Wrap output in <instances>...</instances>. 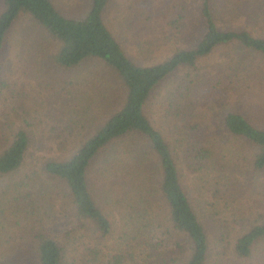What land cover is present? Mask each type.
Wrapping results in <instances>:
<instances>
[{"label":"trees","instance_id":"obj_1","mask_svg":"<svg viewBox=\"0 0 264 264\" xmlns=\"http://www.w3.org/2000/svg\"><path fill=\"white\" fill-rule=\"evenodd\" d=\"M108 1L88 0L80 15L70 16L60 13L50 0H0V50L13 23L21 14L26 15L50 40L52 48L47 57L53 65L67 70L85 61L96 63L117 94L110 108L101 101L95 103L98 119L68 153L61 158L44 157L38 171L30 169L28 179L36 181L38 174L44 176L45 189L34 184L36 189L18 194L19 190L10 199L13 203L20 200L16 202L20 205L26 200L22 206L29 205L33 214L37 206H32L30 196L37 195L36 190L43 195L52 188L59 189L68 200L65 217L73 224L71 228L57 235L45 231L42 224L26 226V221L22 235L29 240L38 264H205L208 235L188 199L175 159V151L185 139V144L187 139L191 143L184 147L188 160L181 164L190 173L205 171V161L211 155L198 128L189 120L199 101L188 90L193 80H176L156 103L161 122L165 127L168 124L174 136L172 144L166 141L165 130L148 119L144 108L158 87H166L172 73L181 68L194 71L198 60L216 48L235 44L264 58V33L246 24L218 28L209 0H199L203 33L195 43L173 50L159 62L137 64L126 56L102 20ZM239 1L226 0V4L237 10ZM247 1L252 4L250 8L257 3ZM258 3L263 4L264 11V0ZM227 70L228 65L218 74L225 76ZM230 79L227 74L226 80L217 77L214 82L229 85ZM68 102L62 99L54 108L59 106L61 113L67 114ZM82 110L78 109L80 113ZM220 121L229 135L251 144L248 164L250 176L256 180L254 177L264 173V128L229 110ZM9 138L0 148V176L11 174L30 156L23 128L13 130ZM259 184L264 190V184ZM111 213L119 215L118 228L111 221ZM180 235L185 242L177 241ZM94 236L109 239L104 244L105 253L90 245ZM166 238L173 251L166 252L163 247ZM263 239L261 212L230 242V264H264Z\"/></svg>","mask_w":264,"mask_h":264},{"label":"rangeland","instance_id":"obj_2","mask_svg":"<svg viewBox=\"0 0 264 264\" xmlns=\"http://www.w3.org/2000/svg\"><path fill=\"white\" fill-rule=\"evenodd\" d=\"M50 1L60 13L70 16L80 15L88 3V0ZM253 1L257 3L250 8L252 4L240 0L234 10L226 0H209L217 27L246 24L264 33L263 4ZM199 8V0H109L102 20L131 61L151 64L163 60L177 48L195 43L203 33ZM51 48L42 29L21 14L6 34L0 50V148L8 144L10 133L21 127L26 131L27 153L31 156L11 174L0 176L3 213L0 212V264H38L29 240L22 235L26 221L29 222L26 226L42 224L45 231L57 235L71 228L73 224L65 217L68 200L61 190L58 193L59 189L52 188L43 195L41 190H36L39 193L30 196L34 199L32 206H37L33 214L29 213V205L22 206L26 200L20 205L16 203L20 200L13 203L10 199L19 190L18 194L31 192L36 185L45 189L44 176L38 174L36 181L28 179L30 169L39 167L44 157L61 158L68 153L98 119L95 103L101 101L110 108L117 95L98 64L85 61L75 68L59 69L47 57ZM227 65L231 83L227 85L225 81L218 85L214 80L217 77L226 80L227 74L218 73ZM180 78L193 80L188 90L199 101L189 120L198 128L211 153L205 161V171L190 173L181 162L188 160L184 147H189L187 143L191 140L187 139L186 144V139L183 140L185 145L181 141L182 146L175 151L180 179L208 235L205 264H230L233 237L246 223L256 219L258 213L264 212V190L259 184H264V173L254 177L256 180L251 178L248 164L251 144L229 135L220 119L225 111H235L254 126L264 128V58L230 44L201 57L194 71L181 68L172 73L166 79V87H158L144 108L148 119L165 130L168 144L173 143L174 136L168 124L165 127L161 122L156 103L163 90ZM62 99L69 101L67 114L61 113L63 108L59 106L54 108ZM32 160H36L33 165ZM9 210H13L11 214ZM111 215V221L118 228L119 215ZM221 233L224 240L219 243ZM108 240L96 236L90 245L105 253L104 244ZM177 241L182 243L185 239L180 235ZM170 244L166 238L163 244L166 252L174 250Z\"/></svg>","mask_w":264,"mask_h":264}]
</instances>
